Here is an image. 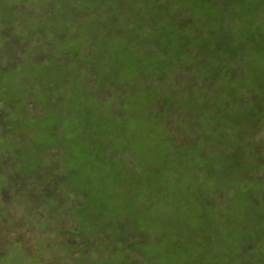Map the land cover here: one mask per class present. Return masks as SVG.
<instances>
[{"label":"trees","instance_id":"1","mask_svg":"<svg viewBox=\"0 0 264 264\" xmlns=\"http://www.w3.org/2000/svg\"><path fill=\"white\" fill-rule=\"evenodd\" d=\"M58 1L5 17L0 199L74 264H264V0Z\"/></svg>","mask_w":264,"mask_h":264},{"label":"rangeland","instance_id":"2","mask_svg":"<svg viewBox=\"0 0 264 264\" xmlns=\"http://www.w3.org/2000/svg\"><path fill=\"white\" fill-rule=\"evenodd\" d=\"M25 3V6L28 8H38L40 9V16L44 20H48L50 18V14L52 12H56L58 8L62 6H58V0H38L36 3L33 0H21ZM11 0H0V44L3 46L5 42L3 41V36L1 35V31L5 26H8V21L5 18L7 15L9 16L10 10L13 7H17L19 10L22 11L24 8L23 3H18L15 5L16 0H14V5H10ZM80 2V0H79ZM38 6V7H36ZM80 8V6H78ZM81 6L80 14L85 13L84 9ZM74 6H65V9H61L59 12L62 17L58 18L59 21L63 24L68 23L70 12L73 10ZM98 14V21H101L103 15V7L99 6L96 8ZM19 19V17L17 18ZM57 28V29H56ZM51 34L49 37L53 40H57L62 38L63 32L58 30V27H54L51 30ZM104 35H106L103 31L100 34V38L103 39ZM45 38V35H42ZM108 60L113 62H118L119 59L116 56H108ZM131 61V60H130ZM132 67V64L129 63L127 65V71H129ZM94 78L93 74L89 75V79L92 80ZM134 83V82H133ZM135 90H131L130 92H134ZM135 134L129 137L128 142L133 144L136 142V133L140 134L141 130H137L135 127ZM122 143L127 141L125 139H121ZM140 148V146L138 147ZM145 154V152H142ZM47 189L48 187L45 186ZM25 198L21 197L20 201H23ZM19 200V199H18ZM18 202V201H17ZM16 203V202H15ZM14 204H7L0 199V257L6 261L14 262V259L17 261L21 260V253L25 252L30 255V257L40 258L42 260L48 259L50 260V264H74L72 259L79 255V251L72 253L70 256H66L64 258V254H58L59 245L62 243H71L73 242V237L70 234L63 235L64 226L63 224H58L57 226L50 227L52 229H47L46 226H38L36 223L38 220L36 217L30 216L29 212L26 211V201L25 206L15 205ZM54 211L55 207H51ZM52 211L42 213L41 220L45 222L49 217V213ZM158 215V213H156ZM38 226V227H35ZM56 238V239H50ZM104 241L107 242L109 240L108 235L103 237ZM44 242H48L47 246H50V252H45L41 249ZM55 248V249H53ZM167 247L165 251L168 249ZM176 248V252L180 251L181 249L178 247ZM22 250V251H21ZM44 251V253L42 252ZM43 253V254H42ZM173 253V251H171ZM56 262L53 259H57ZM42 257V258H41ZM34 258V259H35ZM26 259V256L23 257ZM33 259V260H34ZM6 260V261H5ZM41 264V263H38Z\"/></svg>","mask_w":264,"mask_h":264}]
</instances>
